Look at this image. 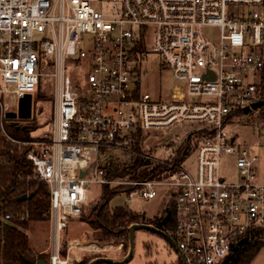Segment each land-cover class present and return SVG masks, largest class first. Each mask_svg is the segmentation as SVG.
I'll return each mask as SVG.
<instances>
[{"label":"built area","instance_id":"obj_1","mask_svg":"<svg viewBox=\"0 0 264 264\" xmlns=\"http://www.w3.org/2000/svg\"><path fill=\"white\" fill-rule=\"evenodd\" d=\"M206 29H218V38ZM153 56L177 80L169 95L143 89V67ZM262 71L264 0H0L2 130L20 126L8 117L20 98L38 94L44 82L53 90L49 130L27 155L49 187L50 264H70L72 250H94L80 242L65 247L93 185L129 187L130 201L165 190L176 212L171 236L189 264H223L263 229L259 155L229 130L263 99L255 82ZM185 125L193 129L177 136L176 151L190 135L200 138L180 162L176 153H149V134ZM117 153L128 165L141 157L162 173L112 179ZM225 161L238 179L227 180Z\"/></svg>","mask_w":264,"mask_h":264},{"label":"trees","instance_id":"obj_2","mask_svg":"<svg viewBox=\"0 0 264 264\" xmlns=\"http://www.w3.org/2000/svg\"><path fill=\"white\" fill-rule=\"evenodd\" d=\"M261 87H264V79ZM262 98L264 99V93ZM32 118L29 120H34V112ZM35 129L34 126H12L7 123L2 130L0 126V264H33L39 260L50 264V256L37 255L32 248L30 236L26 233L37 224L50 222L49 187L35 177L33 165L27 159V155L32 149L30 143L35 141L31 136ZM141 136L142 134L139 133L138 138ZM199 138V134L190 135L186 144L176 151L173 160L177 163L180 162L189 150L193 139ZM137 149L141 150L138 144ZM123 166L112 163L109 168L110 178L152 179L162 173L161 166L153 165L152 162L145 161L141 157L133 158L131 164H123ZM129 191L130 188L125 186L102 187L100 202L82 221L90 227L92 238L97 244L122 246L124 257L129 252V229L132 225H153L172 235L176 218L173 202L169 203L164 215L155 220L146 219L145 216L137 214L127 207L112 208L110 206V202L115 196ZM83 215H85V209ZM7 216H9L8 220ZM263 232L262 229L256 231L252 238L255 239ZM251 239L246 240L241 248L223 264H251L263 246L254 243ZM168 245L175 249L169 241ZM146 248H148L147 245ZM99 257L106 256L83 259L79 264H89ZM178 264H184L180 257Z\"/></svg>","mask_w":264,"mask_h":264},{"label":"rangeland","instance_id":"obj_3","mask_svg":"<svg viewBox=\"0 0 264 264\" xmlns=\"http://www.w3.org/2000/svg\"><path fill=\"white\" fill-rule=\"evenodd\" d=\"M204 32L212 38H218L220 34L218 29H206ZM159 62V57L153 56L143 67V89L151 93L154 97H158L161 94L169 95L173 87L177 84L172 70L161 66V64H158ZM263 79L264 71L257 74L255 82L262 85ZM261 89L263 94L264 87ZM52 95L53 90L49 83L46 84L44 82L38 94L33 95L34 120H20V126H34L36 128L35 131L31 133L35 141L43 138L49 130L51 114L53 113ZM14 119H16V117ZM9 122L11 123V121ZM191 129H193V126L185 125L149 134L151 140V149H149V153L158 159L173 158L176 149L179 147L176 141L177 136L184 138L186 132ZM229 130L232 136L236 138L237 144L248 149L254 146L256 147V152L260 158L258 166L259 181L264 182V144L261 142L264 136V105L257 110L252 109L249 118L239 119L238 123ZM117 155H119V157L114 159V163L120 164L122 167H124L123 164H128V158L121 156L119 153H117ZM194 161L195 157L192 163H194ZM223 173L229 181L236 178L238 179L237 168L229 161L224 162ZM89 191V201L85 206L84 218L74 220L69 225V243L77 241L84 242L91 235L90 227L82 221L90 215L92 209L100 202L102 188L100 185H93L89 187ZM169 201V195L165 190H161L159 196L151 201H142L138 199L130 201L126 194L122 193L111 200L110 206L112 208L127 207L133 212L145 216L146 219L155 220L164 215L165 209L169 206ZM49 227V223H41L37 225L38 230L33 229L31 239L34 242V246L39 245L40 247H45L47 245ZM262 230H264V228ZM91 239L96 243L93 238ZM251 241L264 246V232L255 239L252 238ZM146 245L148 248H146ZM98 246V248H94V250L89 252L83 259H91L96 256H106L114 260H122L125 258L122 253V246H115L113 244H98ZM178 260V252L168 245V241H166L164 237L150 231L138 230L135 235L134 255L127 264H178ZM252 264H264V248L260 250Z\"/></svg>","mask_w":264,"mask_h":264},{"label":"water","instance_id":"obj_4","mask_svg":"<svg viewBox=\"0 0 264 264\" xmlns=\"http://www.w3.org/2000/svg\"><path fill=\"white\" fill-rule=\"evenodd\" d=\"M263 105H264V99L254 103L251 108L253 110H257L260 107H262ZM249 111H250V108H247L246 112H249ZM32 116H33V97L31 94H26L25 96H23L22 98L19 99L17 112H15V113L13 112V113L8 114V117L11 119L12 118L14 119L16 117V118L21 119V120H29L32 118ZM138 230H146V231H150V232L161 235L162 237H164L166 240H168L169 242H171L173 244L176 251L178 252L179 257L183 261V263L189 264L187 262L185 256H184V254L179 249L177 243L175 242V240L172 238V236L170 234L156 228L153 225H148V224H134L130 227V229H129V233H130L129 252L124 259L114 260L113 258H110V257H99V258L92 260L89 264H127L128 262H130L131 259L133 258V255H134L135 235H136V232ZM243 243L244 242L241 241L239 243V246H242ZM33 264H46V262L44 260H39V261L33 262Z\"/></svg>","mask_w":264,"mask_h":264},{"label":"crops","instance_id":"obj_5","mask_svg":"<svg viewBox=\"0 0 264 264\" xmlns=\"http://www.w3.org/2000/svg\"><path fill=\"white\" fill-rule=\"evenodd\" d=\"M49 224H50L49 236L47 238V245L45 247H40L39 245L34 246V242L31 239V234H32L33 229L34 230H38L37 229V225H39V224H37L36 226L32 227L30 230L26 231V233L30 236L32 248L37 253V255H48V256L51 257V254H52V248H51L52 225H51V221L49 222ZM68 229H69V227H68ZM91 238H92V233H91L90 237L86 239V241H84V242L77 241V242L86 244L90 249L98 248L99 247L98 244L94 243ZM65 241H66L65 242V247L69 246L71 244V243H69V240H68V230H67L66 235H65ZM262 248H264V246H262ZM89 252H92V251L80 252L78 250H72L69 253L70 264H79L82 261V259L87 256V254ZM61 255H62V258H65L67 256V252L65 250H63Z\"/></svg>","mask_w":264,"mask_h":264}]
</instances>
